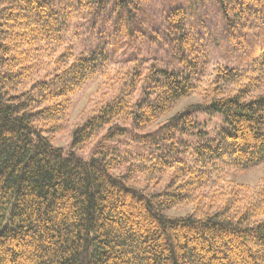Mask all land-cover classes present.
<instances>
[{"label":"trees","instance_id":"16d2710c","mask_svg":"<svg viewBox=\"0 0 264 264\" xmlns=\"http://www.w3.org/2000/svg\"><path fill=\"white\" fill-rule=\"evenodd\" d=\"M137 1L116 0L118 11ZM216 1L235 39L250 30L264 35V0ZM53 2L0 0V264H264V188L249 195L232 192L223 201L211 196L209 203L199 193L226 168L264 162V92L254 94L264 80V41L253 58L260 75L227 67L206 88L205 108L224 123L215 136L194 119L192 107L158 132L145 133L198 92L207 65L203 37L182 6L173 8L164 40L174 62L152 64L142 73L136 59L122 91L72 131L65 151L50 134L63 128L71 96L108 65L111 53L63 52L55 70L23 92V83L41 70L42 55L62 45L68 13ZM243 73L246 83L227 92ZM142 81L145 94L133 104L131 90ZM176 130L199 140L192 163L175 165L157 152L158 142L172 139ZM130 132L129 147L119 150ZM94 139L93 155L79 156ZM166 150L176 151L177 143ZM152 151L158 154L149 157ZM174 166L162 191L135 184L141 172ZM195 202L193 213L167 214Z\"/></svg>","mask_w":264,"mask_h":264},{"label":"rangeland","instance_id":"374dc122","mask_svg":"<svg viewBox=\"0 0 264 264\" xmlns=\"http://www.w3.org/2000/svg\"><path fill=\"white\" fill-rule=\"evenodd\" d=\"M53 1V6L68 13L65 17L62 45L42 55L41 63L38 65L41 70L23 83V92L30 89L34 81L43 79L47 73L53 72L57 66L56 59L63 52H71L74 57L95 50H106L111 53L108 65L71 96L72 103L63 120V128L50 134L52 143L62 147L65 151L70 148L72 131L84 124L106 102L122 91L123 84L126 85V81H129L135 72L136 59H141L137 69L142 73H146L152 64L164 65L174 62L168 44L164 40L166 39L164 27L166 26V15L175 7L182 6L186 10L193 31L203 37L208 51L207 65L200 80L198 92L181 100L171 112L158 120L145 133L158 132L173 115L192 107L194 119L203 124L209 137L215 136L224 124L223 118L206 109L204 105L207 103L206 88L211 87L217 71L228 67L236 68L245 74L249 73L247 77L260 75L257 74L259 72L254 73L253 58L258 47L261 46L260 43L264 41V35L250 30L247 36L240 32V36L235 39L224 23L222 11L216 0H138L127 4V8H123L121 12L118 11L116 0H109L103 4L91 0ZM245 74L239 84L229 85L231 89H226L227 92L234 91L239 85L240 87L244 85L246 83ZM144 87V81H142L132 88L130 97L133 104L138 103L145 94ZM263 92L264 80L254 94ZM177 132L176 130L172 139L158 142L160 148L157 152L163 153L162 158L170 159L175 165L192 163V147L199 143V140L189 133L179 134ZM131 135L132 132L128 133V136L120 140V147L119 145L116 147L119 150L129 147ZM171 142L177 143V150L168 153L166 149ZM97 143V139L89 142L84 150L78 151L79 156L89 159ZM147 154L152 157L156 153L152 151ZM152 159L156 161L155 156ZM176 169L177 166L170 167L158 174L141 172L135 178L137 181L135 184L138 188H145L147 192L162 191ZM149 176L154 179L148 182ZM213 183L199 190V193L205 197L201 201L209 203L211 196H218L223 201L227 196L232 197V192L242 191L244 195V190L246 192L248 190L249 195L257 190H263L264 162L241 169L226 168ZM207 203H202L200 209L206 210ZM218 203L222 205L221 201ZM233 204L234 200L231 205ZM196 208H199L196 202L183 204L169 209L167 214L185 216L193 213Z\"/></svg>","mask_w":264,"mask_h":264}]
</instances>
